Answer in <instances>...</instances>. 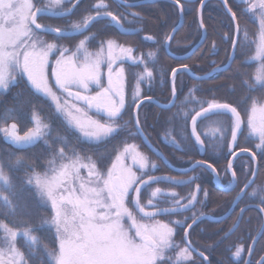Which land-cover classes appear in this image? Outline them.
Masks as SVG:
<instances>
[{
	"label": "snow or ice",
	"instance_id": "1",
	"mask_svg": "<svg viewBox=\"0 0 264 264\" xmlns=\"http://www.w3.org/2000/svg\"><path fill=\"white\" fill-rule=\"evenodd\" d=\"M174 2L182 10L180 0ZM66 3L70 6L65 7ZM78 3L79 0L74 2L49 0L43 7H37L35 0H0V95L10 87L16 86L18 79L26 78L33 94L50 101L54 106L52 115L61 121L66 135L57 136L50 142L48 137L52 133L51 122L45 123L35 110L32 114L34 127L24 135L17 134L16 123L0 128V132L7 142L17 146H33L39 141H43L48 147L55 143L61 145L58 152H54L52 159L48 161L52 175L49 176L47 171L41 175L32 170L33 175L26 181L29 185L34 184L36 195L45 203H49L52 209L51 219L42 222L50 228L54 227L57 234L58 251L48 253L52 264H172L168 252L174 247H179L173 243L174 228L156 217L177 214L181 201L176 199V192H164L160 187H156L151 191L146 204H142V193L153 184L167 182L176 186L194 182V178L192 181H177L170 177L155 176L154 172L158 165L150 161L134 144L126 143L123 151L115 156V160L106 171L101 167L102 157L93 160L92 157H81L76 153L74 158L66 154L68 135L75 137L78 142L96 145L124 132L128 124L132 123L131 119L125 124L121 123L127 105L124 87L125 67L123 63L118 64V61L127 59L137 66L144 64L132 97L137 109L143 102L139 85L145 81L151 84L154 79V72L147 63L143 59L133 57L132 48L120 46L111 38L99 39L97 34L84 35L90 31L93 22L103 17H110L115 25H120L118 17L107 11L104 0H98L93 6L94 15L89 14L79 21H70L64 27L39 22L41 14L57 8L63 9L60 15L70 16ZM241 3L247 5L246 12L254 15L258 13L260 24L256 54L251 59L261 62L253 79L255 84L260 86L262 95L250 98L247 128L250 136L258 138L256 150L264 153V0H241ZM227 5L228 0H225V6ZM227 10L234 21L238 19L231 7H227ZM203 27L204 24L201 22V28ZM48 34H54L52 41L42 38ZM245 35L247 38V34ZM75 36L84 38L79 39L74 48L59 43L61 39H74ZM97 39L98 49L93 53L89 51V46ZM146 39L151 40L152 37ZM167 39H171V36ZM232 43L235 50L238 39H233ZM152 55L149 53V57ZM52 56H56L54 65H51V79L54 80V85L50 83L47 71ZM228 60L231 61L232 57L229 56ZM102 65L107 67L106 74L102 72ZM182 67L187 69V65ZM229 67L230 65L218 66L213 69V74L227 71ZM177 72L178 69H172L173 82ZM242 83L248 89L255 87L247 80ZM54 89L66 94L63 103ZM172 96L170 108L176 106L177 94L174 83ZM188 115L189 113L182 109H177V112L169 117V121L175 125L183 117L186 130ZM213 117L217 118L213 120L217 125L213 131H230L231 142L228 148L231 153L238 135L242 133L243 120L238 107L230 103L217 102L213 99L206 106L201 104L200 110L191 116L189 138L194 139L198 147L204 148L205 141L197 129L198 118ZM221 118L229 120V128H219ZM133 131L142 134L138 111ZM174 132L175 128L172 133H166L165 136L173 135ZM164 142L176 148L180 147L175 139L171 141L166 139ZM156 155L161 160L164 159L158 151ZM57 159L62 161L58 169L55 167ZM85 159L87 163L84 162ZM127 159H131V164L125 163ZM252 160H256L255 155H252ZM204 164V161L196 162L197 166ZM206 166L213 174L216 173L217 170L211 163H207ZM231 167L232 162L229 161V170ZM81 169L87 171V180L80 175ZM250 170L255 176L256 170ZM232 175L235 177L236 173L233 172ZM0 181L5 187L10 185L2 167ZM228 187L232 188V184L230 183ZM247 187L248 185H245V189ZM199 191L200 186L197 185L196 192L192 194L188 203L183 205L185 210L190 209L197 201ZM243 194L244 190L241 192V195ZM0 200L13 207L9 195L0 193ZM162 200L173 207H160ZM148 208L155 211L146 210ZM259 211L264 213V197L259 202ZM198 219L199 217L194 215L192 223H196ZM191 227L192 224H188V228ZM0 233H3L0 236L3 243V247H0V264H27L24 254L16 246L17 231L0 221ZM23 236L30 246L38 243V237L32 234L30 228L23 232ZM252 250V247H249L248 252L251 253ZM243 252L244 248L237 246L233 257L241 258ZM204 259L207 260V256ZM184 261H191L188 247L177 253L174 264H182ZM245 264H251V261H246ZM257 264H264V256Z\"/></svg>",
	"mask_w": 264,
	"mask_h": 264
},
{
	"label": "trees",
	"instance_id": "2",
	"mask_svg": "<svg viewBox=\"0 0 264 264\" xmlns=\"http://www.w3.org/2000/svg\"><path fill=\"white\" fill-rule=\"evenodd\" d=\"M121 1L136 3L143 0ZM203 1L186 2L180 0L184 24L170 45L169 49L173 54L185 55L201 40L202 30L198 24V6ZM96 3L98 0H83L69 20L42 18L40 21L46 25L64 27L70 21H79L86 15H94L93 6ZM104 3L107 5V11L116 15L122 27L132 31L133 34L126 37L117 31L112 22L99 21L91 27L89 32H86L85 36L97 34L99 39H114L119 45L133 48L138 59H143L147 63L154 72V79L151 84L145 81L139 85L142 100L153 98L162 104L171 100V82L169 80L172 69L187 65V68L194 75L202 76L210 73L218 66H225L228 62L234 38V26L230 15L225 12L223 5L218 1H211L203 8L201 17L206 30V38L195 54L185 61L173 60L164 50L168 36L180 22V13L176 5L160 2L153 5H143L135 9L124 7L116 0H104ZM228 6L236 13L238 18L236 21L239 27V41L232 66L227 71L216 74L207 81H195L187 74L179 73L175 79L177 91L175 107L169 110H161L152 104H145L139 112V121L144 134L147 135L153 146L164 153L173 166L184 167L181 166L183 162L203 160L216 168V172L224 183H228L230 180L226 171L229 164L228 160L232 156L228 148V144L231 142L230 131H213L217 128V125L213 123V120L217 119L216 117L199 119L197 123L198 133L205 141V153L201 157L198 146L193 139L189 138L191 116L200 110L201 104L206 106L213 99L217 102H227L232 106H237L238 111L241 112L243 130L238 139L236 150L247 149L256 156L258 175L255 183L229 219L221 224L200 223L190 234L194 244L207 246L204 252L209 257L210 264H244L251 241L263 224L261 214L256 210H249L246 211L238 229L233 231L241 208L251 204L259 205L261 198L264 197V153L256 150L257 141L248 136L245 125L250 112V98L262 95L261 88L255 84L253 79L259 64L250 61V57L254 53L253 44L259 30L258 17L246 12L247 6L238 0H228ZM245 34H247V38ZM44 36L49 41L53 39V36ZM149 36L152 37L151 40L146 39ZM83 38L84 36L74 39H61L59 43L74 48L78 40ZM99 39L92 42L89 51H97ZM149 53L153 55L149 57ZM123 65L125 67L127 105L123 114V121L127 123L131 119L132 123L128 124L124 132L105 143H101V145L78 142L75 137L68 135L66 154L69 157L74 158V153L81 155V157H92L93 160L102 157L101 167L107 169L115 156L123 150L126 143H134L142 153L154 161L157 160L142 144L139 135L133 131V112L136 104L133 103L132 97L138 86L137 78L142 73L144 64L137 66L131 62H125ZM245 80L255 87L248 89L242 83ZM53 109L48 100L33 94L24 78L18 79L16 86L10 87L8 91L0 95V128L16 123L17 133L24 135L34 127L32 114L35 110L41 115V119L45 123L51 122L52 133L48 139L50 142L54 141L57 136H64L66 133L61 121L52 115ZM177 109L189 113L186 130L183 117L175 125L169 121V117L176 113ZM229 126V120L221 118L219 128L225 129ZM173 128H175L174 134L166 137L165 134L172 133ZM166 139L169 141L175 139L180 147L176 148L170 143H165ZM60 146L59 143H55L48 147L41 141L35 147L22 148L7 142L3 133L0 132V167L3 168L10 182L8 187L0 183V193L9 195L13 205V207H9L3 200H0V221L7 223L13 230L22 235L26 229L30 228L32 234L38 237V243L34 246H30L24 236L16 241V246L24 254L27 264H52L48 253L53 250L58 251L56 232L53 228L42 223L45 220H50L52 213L42 204L34 189L26 181L33 174L32 170L39 174H45L48 171V161L52 159L54 152H58ZM58 161L61 160L57 159L56 162ZM244 161H248L249 168ZM233 168L237 179L235 191L230 193L218 192L212 186V174L205 169H198L193 174L195 176L194 182L186 188L176 189V192L181 197H185L188 193L194 192L199 185L202 191L207 193V201L204 204L198 203L200 204L196 207L199 209L198 214L222 216L228 211L238 191L252 177L250 169H253V161L248 156H241L236 159ZM159 173H166L165 168L161 165ZM144 199L145 196L142 201ZM189 215L187 214V216ZM179 218L177 217V220ZM177 233L180 235L181 230H178ZM204 240L206 241L205 244H203ZM237 246L245 248L242 259L233 257ZM253 253V262L264 254V234ZM193 260L199 261L194 256Z\"/></svg>",
	"mask_w": 264,
	"mask_h": 264
},
{
	"label": "water",
	"instance_id": "3",
	"mask_svg": "<svg viewBox=\"0 0 264 264\" xmlns=\"http://www.w3.org/2000/svg\"><path fill=\"white\" fill-rule=\"evenodd\" d=\"M80 1H82V0H79V2ZM119 4H121V5H123L124 7H127V8H135L136 9V7H140V6H143V5H153V4H156V3H160V2H167V3H172V4H174V5H176L175 4V2H174V0H143V1H140V2H136V3H126V2H122L121 0H116ZM184 1H186V2H194V1H196V0H184ZM211 1H218V2H220L222 5H223V7H224V10H225V12L228 14V15H230V18L232 19V15H231V13H229L228 12V10H227V7H229L228 5H227V7L225 6V0H204L201 4H200V6H198L199 7V9H198V24L200 25L199 27L201 28V22H203L202 21V11H203V8L206 6V4H208L209 2H211ZM77 6V5H76ZM178 8V7H177ZM179 9V13H180V22H179V24L172 30V32L170 33V35L169 36H171V39H167L166 40V42H165V45H164V50H165V52H166V54L170 57V58H172L173 60H177V61H185V60H187V59H190V57L192 56V55H194L195 54V52L202 46V44H203V42H204V40H205V38H206V30H205V28L203 27V28H201V30H202V38H201V40L191 49V50H189V52L187 53V54H185V55H181V56H178V55H175V54H173L171 51H170V45H171V43H172V41L174 40L173 38H175L176 37V35H177V33L180 31V29H181V27L183 26V24H184V14H183V9L181 10V8H178ZM71 16V15H70ZM69 16H63V15H60V13H51V12H48V11H46L45 13H43V14H41V17H40V19H42V18H49V19H54V20H60V19H66V18H68ZM39 19V20H40ZM105 20H108V21H111V19H110V17H103V18H100V19H98L97 21H95V22H93L92 23V25H90V29H91V27L94 25V24H96V23H98L99 21H105ZM232 21H233V26H234V38L233 39H238V41H239V32H237V27H238V24H237V21L235 20H233L232 19ZM112 22V21H111ZM113 24H114V26L117 28V31H119V33L120 34H122V35H125L126 37L127 36H129V35H132L133 34V32L132 31H129V30H127V29H125V28H123L122 27V25L120 24L119 26H117V25H115V23L114 22H112ZM239 28V27H238ZM85 34H87V33H85ZM84 34V35H85ZM54 34H48L47 36H53ZM72 35H75V34H72ZM168 36V37H169ZM78 37H82V36H75V38H78ZM65 40V39H64ZM232 47H231V52H230V56L232 57V60L231 61H229L228 60V62H227V64L225 65V66H228V65H230V67L232 66V63H233V61H234V59H235V54H236V50H237V46L235 47V50H233V43H232V45H231ZM229 67V68H230ZM223 72H225V71H223ZM179 73H185V74H187L191 79H193V80H195V81H207V80H209V78H212L214 75H216V74H213V70L210 72V73H208V74H205V75H202V76H196V75H194L192 72H191V70H189L188 68L187 69H184L183 67H181V68H178V72H177V74H176V76L179 74ZM220 73H222V72H220ZM176 76H175V78H176ZM170 82H171V92H172V88H173V83H174V86H175V79H174V82H173V77H172V75H171V78H170V80H169ZM176 89V88H175ZM176 94H177V92H176ZM172 99H173V96L171 97V101H172ZM176 100H177V98H176ZM143 102L142 103H140V106H139V108L137 109V107H135V110H134V121H135V116H136V113H137V111H138V113H139V111L141 110V108L145 105V104H152V105H154V106H156L157 108H159V109H161V110H169V109H172L173 107H169L170 106V102H169V104H162V103H160V102H157L155 99H152V98H147V99H144V100H142ZM175 103H176V101H175ZM134 124V123H133ZM242 130H243V124H242ZM139 135V137H140V139H141V142H142V144L148 149V151L156 158V159H158L168 170H170L173 174H177V175H187V174H190L191 172H193V171H195V170H197L198 168H207V164L205 163L204 165H202V166H197L196 165V162L194 163V164H192L191 166H189V167H187V168H185V169H181V168H177V167H175V165L173 166L169 161H168V159L166 158V156L164 155V153H162L159 149H157L155 146H153L152 144H151V142L148 140V138L146 137V135L144 134V131L142 130V134H138ZM240 135L241 134H239L238 135V139H239V137H240ZM238 139H237V141H236V143L233 145V147H232V151L231 152H234L235 150H236V146H237V142H238ZM41 141H39V142H37L35 145H33V146H28V145H22V146H20V147H22V148H32V147H35L36 145H39V143H40ZM201 152L203 153V151H204V148H201ZM157 151L163 156V160H161V158L159 157V156H157L156 155V153H157ZM252 155H254L253 153H251L250 151H236L235 153H234V155L232 156V158H231V160H229V161H231L232 162V167H231V170H229V165H228V170L227 171H229V173H230V175L232 176V178H233V185H232V188H225L224 186H223V184L220 182V180H219V178H218V175L215 173L214 174V177H215V179H214V188L215 189H218L219 191H221V192H230V191H232L234 188H235V185H236V179H235V177H233V163H234V161L237 159V158H239V157H241V156H248V157H250L251 159H252ZM254 162V170H256V174H255V176H253L252 175V177H251V179H249L250 181H252L251 183H250V181L246 184V185H248V187L245 189V187L243 188V190H244V194L243 195H241V193L238 195V197L235 199V201H233V204L231 205V207H230V209H229V211L228 212H226V214L223 216V217H221V218H219V220L218 219H215V218H213V217H211V216H202V217H200L197 221H196V223H192V227L191 228H188L187 229V235H186V232H185V243H186V246H188V248L192 251V253L194 254V256H197L198 258H200V259H202L203 261H204V263L205 264H210L209 263V260L207 259V260H205L204 259V257H205V255H201V253L199 252V251H197L192 245H191V243H190V241H189V233H190V231H191V229L195 226V225H197L198 223H200V222H202V221H209V222H214V223H219V222H222V221H224V220H226L227 218H229L232 214H233V212H234V210H235V207L238 205V203H240L239 201H241L242 199H243V197L246 195V193L248 192V190L252 187V185L254 184V182L256 181V178H257V175H258V163H257V159L255 160V161H253ZM158 177H169V176H167V175H163V176H158ZM171 178V177H170ZM174 179V178H173ZM176 180V179H175ZM177 181H182V180H177ZM162 184H168V185H171V184H169V183H167V182H162ZM153 185H155V184H153ZM152 185V186H153ZM181 185H183V184H180V185H176V186H181ZM241 192H242V190H241ZM194 204H196V201L194 202ZM191 209V208H190ZM190 209H187V210H185L184 208H183V206H180V210L178 211V213L177 214H174V215H167V216H175V215H180V214H184V213H186V212H188ZM251 209H255V210H258L259 211V206H256V205H249V206H247V207H245V208H243V211H240L241 212V214H240V217H239V219H238V222H237V224H236V226H235V228H234V231L239 227V224L241 223L240 221H242V219H243V216H244V214H245V211H248V210H251ZM148 211H152V210H148ZM260 212V211H259ZM261 213V212H260ZM262 215H263V226H262V228H261V231L258 233V235L256 236V238L254 239V241H253V243H252V245H251V247H252V252H254V249H255V247H256V245L258 244V242H259V240L261 239V237H262V235H263V233H264V213H261ZM162 217H166V215H162V216H158V217H156V218H162ZM248 253V256H247V261H249L250 260V258H251V255L253 254V253Z\"/></svg>",
	"mask_w": 264,
	"mask_h": 264
},
{
	"label": "flooded vegetation",
	"instance_id": "4",
	"mask_svg": "<svg viewBox=\"0 0 264 264\" xmlns=\"http://www.w3.org/2000/svg\"><path fill=\"white\" fill-rule=\"evenodd\" d=\"M83 1V0H82ZM82 1H80L78 4H77V6L73 9V13L75 12V10H76V8L79 6V4L82 2ZM74 2V1H73ZM68 6H70V5H68ZM67 6V7H68ZM73 13L71 14V16L73 15ZM71 16H69L68 18H66V19H64V20H69V18L71 17ZM60 20H63V19H60ZM63 20V21H64ZM105 21H108V20H105ZM111 22V21H110ZM114 25V24H113ZM176 79V78H175ZM177 92V91H176ZM172 93V92H171ZM172 97V96H171ZM147 99V98H146ZM153 99V98H152ZM144 100V99H143ZM156 100V99H155ZM157 101V100H156ZM171 101V100H170ZM169 101V102H170ZM169 102L168 103H166V104H169ZM165 104V105H166ZM135 110V109H134ZM141 111V110H140ZM139 111V112H140ZM200 118H198V120H199ZM133 120H134V112H133ZM146 135V134H145ZM146 137H147V135H146ZM148 138V137H147ZM149 140V139H148ZM194 140V139H193ZM231 140V139H230ZM150 141V140H149ZM157 148V147H156ZM158 149V148H157ZM198 149H199V153H200V156L202 157L203 155H204V153H205V148H204V151H203V153L201 152L202 150H201V148L200 147H198ZM160 150V149H159ZM161 151V150H160ZM236 151H239V150H235L234 152H231L232 153V156L234 155L233 153H235ZM241 151V150H240ZM162 152V151H161ZM163 153V152H162ZM232 156H231V158H232ZM231 158H230V160H231ZM238 159V158H237ZM158 163L157 164H159V166L161 165V166H163L164 168H165V170H166V173H159V169H160V167H159V169H158V171L154 174L155 176H163L164 174L165 175H167V176H169V177H171V178H174V179H176V180H182V181H192L193 179H192V177H193V174H194V172L195 171H197L198 169H205V168H198L197 170H195V171H193V172H191L190 174H187V175H177V174H173L170 170H168L158 159L156 160ZM196 161H203V160H195V162ZM229 161V160H228ZM236 161V160H235ZM235 161H234V163H235ZM253 161V160H252ZM194 161L192 162V163H190L189 165H187L186 167H177V168H181V169H185V168H187V167H189V166H191L192 164H194L195 163ZM206 163V162H205ZM234 163H233V167H234ZM207 164V163H206ZM229 165V164H228ZM253 169H254V162H253ZM207 170V172H209V173H211L212 174V176H213V180H212V186H213V188H214V179H215V177H214V174L209 170V169H205V171ZM227 170H228V168H227ZM226 170V171H227ZM233 170H234V168H233ZM232 170V171H233ZM228 172V174H229V176H230V180H229V182L233 185V178H232V176L230 175V173H229V171H227ZM234 172V171H233ZM235 173V172H234ZM216 174L218 175V173L216 172ZM252 175H253V173H252ZM145 178H147V177H145ZM218 178H219V180H220V182L223 184V186L225 187V188H229L228 187V185H227V183H224V182H222V179L220 178V176L218 175ZM235 179H236V176H235ZM251 179V178H250ZM257 179V178H256ZM194 180H195V178H194ZM250 181V180H249ZM248 181V182H249ZM192 182H189V183H185V184H183V185H181V186H173V185H168V184H162V183H159V184H155V185H153L151 188H153V187H160L162 190H168V189H173L175 192H176V189H183V188H186V187H188L190 184H191ZM255 183V182H254ZM253 186V185H252ZM170 187V188H169ZM245 187V186H244ZM244 187H242L241 188V190H243V188ZM215 189V188H214ZM237 189V179H236V185H235V188L232 190V191H235ZM251 189V188H250ZM249 189V190H250ZM215 190H217L218 192H221V191H219L218 189H215ZM241 190H239L238 191V193H237V195H236V197H235V199L238 197V195L241 193ZM248 190V191H249ZM232 191H230V192H232ZM145 192L146 191H144L143 193H142V196L144 197V195H145ZM194 192H196V189L194 190ZM194 192H192V193H194ZM230 192H227V193H230ZM206 192H203L202 191V189L200 188V191L197 193V201H196V204H193V206L191 207V209L188 211V212H186V213H184V214H180V215H175V216H167L166 215V217H162V218H156V219H158V220H167V219H176L177 220V217H180L177 221H183L184 222V225L182 226V225H175L176 226V230L178 231V230H181V233H180V235L178 234V233H176L174 236V241L176 242L177 241V243H179V248L181 249H183V248H185V247H188V246H186V243H185V232H186V230L188 229V224H192V218H191V216H192V214H194L195 213V211L197 210L196 209V207L198 206V205H200V204H198V203H201L200 202V199H201V197H202V194H205ZM221 193H226V192H221ZM248 193V192H247ZM246 193V194H247ZM191 193H188V195L187 196H185V197H182V199H183V203H182V205L181 206H183V205H185V204H187L188 202H187V200H189V198H190V196L192 195H190ZM190 195V196H189ZM178 196L179 197H181L179 194H178ZM246 196V195H245ZM244 196V197H245ZM244 197H243V199H244ZM143 199V198H142ZM235 199L233 200V201H235ZM242 199V200H243ZM241 200V201H242ZM205 201H207V196H206V199L205 200H203V202H202V204H204V202ZM233 201H232V204H233ZM241 201H239V202H241ZM187 202V203H186ZM141 203H142V200H141ZM231 204V205H232ZM240 203H238V205H239ZM237 205V206H238ZM251 205H254V204H251ZM236 206V207H237ZM247 206H249V205H246V206H243L241 209H243V208H245V207H247ZM256 206H259V205H256ZM164 207H173V206H167V205H163V207L162 208H164ZM231 207V206H230ZM230 207H229V209H230ZM236 207H235V209H236ZM194 209H196L194 212H193V210ZM229 209H228V211H229ZM251 210H255V209H251ZM153 211H155V210H153ZM227 211V212H228ZM235 211V210H234ZM241 211V210H240ZM239 211V212H240ZM249 211V210H248ZM257 212H259L258 210H256ZM191 213V214H190ZM234 213V212H233ZM245 213H246V211H245ZM260 213V212H259ZM187 214L189 215V216H187ZM225 214H226V212H225ZM225 214H223L222 216H214V215H211V214H197V217H202V216H211V217H213V218H215V219H218L219 220V218H221V217H223ZM240 214H241V212L239 213V217H240ZM261 214V213H260ZM245 215V214H244ZM232 216V215H231ZM230 216V217H231ZM261 216H262V219H263V215L261 214ZM229 217V218H230ZM239 217H238V219H239ZM244 217V216H243ZM229 218H227V219H229ZM226 219V220H227ZM226 220H224V221H222V222H225ZM243 220V219H242ZM204 222H206V223H212V224H221L222 222H219V223H214V222H209V221H202V222H200V223H204ZM238 222V221H237ZM241 222V221H240ZM200 223H198L197 225H195L192 229H191V231H190V233L188 234L189 235V241H190V243H191V245L197 250V251H199L200 253H203V255H205V256H207L206 254H205V252H204V249H206V247L207 246H202L203 247V250L201 251L200 249H198L197 248V246L192 242V238H191V233H192V231H193V229L195 228V227H197L198 225H200ZM237 224V223H236ZM241 224V223H240ZM240 224H239V226H240ZM236 226V225H235ZM235 226H234V228H235ZM262 226H263V224H262ZM174 227V226H173ZM234 228H233V231H234ZM262 228V227H261ZM238 229V228H237ZM236 229V230H237ZM235 230V231H236ZM260 231H261V229H260ZM264 234V233H263ZM257 235H258V233H257ZM256 235V236H257ZM256 236L254 237V239L256 238ZM263 236V235H262ZM262 238V237H261ZM254 239H253V241H254ZM261 240V239H260ZM259 240V241H260ZM253 241H251L252 243H253ZM206 243V241L204 240L203 241V244H205ZM252 243H251V245H252ZM259 243V242H258ZM251 245H250V247H251ZM258 245V244H257ZM257 245H256V247H257ZM256 247H255V249H256ZM255 249H254V251H255ZM173 253H176V250L175 249H173ZM249 253V252H248ZM253 253V252H252ZM172 254V253H171ZM254 254V253H253ZM253 254L251 255V258H250V260L249 261H251V264H257V261L262 257V256H264V254L257 260V261H252V257H253ZM190 255H191V257H193L194 256V254L192 253V251L190 250ZM247 256H248V254H247ZM194 257H196V259H198L199 260V263L200 264H205L204 263V261L202 260V259H200V258H198L197 256H194ZM207 258H208V260H209V263H210V259H209V257L207 256ZM246 261H247V257H246ZM245 264V263H244Z\"/></svg>",
	"mask_w": 264,
	"mask_h": 264
},
{
	"label": "rangeland",
	"instance_id": "5",
	"mask_svg": "<svg viewBox=\"0 0 264 264\" xmlns=\"http://www.w3.org/2000/svg\"><path fill=\"white\" fill-rule=\"evenodd\" d=\"M74 1V0H73ZM238 1H240L241 2V0H238ZM35 2L37 3V7H43L45 4H47L48 2H49V0H35ZM69 4H65V7H67ZM247 6V5H246ZM63 11V9H60V8H57V9H52V10H49L48 12H51L52 14L53 13H61ZM257 15V17H258V13L256 14ZM39 22L40 23H42L40 20H39ZM258 22H259V20H258ZM43 24V23H42ZM259 32H260V24H259V30H258V33L256 34L257 35V38H256V41H255V43L253 44L254 45V53H253V55L251 56V57H253V56H255V54H256V45H257V43H258V37H259ZM43 39H45L46 41H49V39L47 38V37H45V36H43L42 37ZM118 44V43H117ZM119 45V44H118ZM120 46H122V45H120ZM123 47H126V48H128L127 46H123ZM131 48V47H130ZM133 49V48H132ZM134 49H133V53H132V55H133V57L134 58H136V59H138V57L136 56V54L134 53ZM91 52H93V51H91ZM93 53H95V52H93ZM56 55H58V53L56 54ZM251 57H250V61L251 62H256L257 64H259L258 66H260V61L259 60H254V59H251ZM55 59H56V56H52V57H50V67H49V69L47 70L48 71V75H49V78H50V83L52 84V85H54V80H52L51 79V65H54V63H55ZM125 62H130L129 60H127V59H125V60H123V61H118V64L119 63H125ZM102 72H104L105 74H106V72H107V67H106V65H102ZM25 80H26V78H24ZM27 82V81H26ZM105 82H106V76H105ZM126 86V84H124V87ZM147 87H148V85H147ZM258 87H260V86H258ZM54 91H56L57 92V95L58 96H60L61 97V103H63V101H64V99L66 98V94H62V93H60L58 90H56V89H54ZM141 93V92H140ZM142 97V96H141ZM50 102V101H49ZM51 103V102H50ZM137 103H139V101H137ZM52 105V104H51ZM52 107L54 108V106L52 105ZM121 123L122 124H125L126 122H124L123 120L121 121ZM245 125H246V127H247V121H246V123H245ZM247 129V134H248V128H246ZM18 135H21L19 132L17 133ZM248 136H250L249 134H248ZM252 139H254V140H256L257 141V143H259V141H258V138H256V137H253V136H250ZM10 143V142H9ZM132 144H134V143H132ZM96 145H99V144H96ZM100 145H101V143H100ZM135 145V144H134ZM137 146V145H136ZM137 148H138V146H137ZM138 150L140 151V149L138 148ZM123 151V150H122ZM121 151V152H122ZM120 152V153H121ZM141 153H142V151H140ZM144 154V153H143ZM144 155H146V154H144ZM147 156V155H146ZM148 157V156H147ZM149 158V160L150 161H153V162H155L156 164L158 163L157 161H154L153 159H151L150 157H148ZM115 160V159H114ZM113 160V161H114ZM112 161V162H113ZM85 163H87L88 161H84ZM193 161H186L185 163L183 162L182 164H181V166H184V167H186L187 165H189L190 163H192ZM60 163H62V161H58V162H56V164H55V167L58 169L59 168V165H60ZM125 163H127V164H131V159H127L126 161H125ZM244 163L246 164V166H248V168H249V165H248V161H244ZM158 165V168H157V170L154 172V174L158 171V169H159V164H157ZM135 170V169H134ZM105 171H106V169H105ZM48 175L49 176H51L52 175V172L48 169ZM33 175V174H32ZM32 175H30V176H32ZM41 175H44V174H41ZM80 175L85 179V180H87V171L86 170H84V169H81V173H80ZM193 178H195V176H193L192 177V179ZM0 183H3L2 181H0ZM230 184V182H228L227 183V185H229ZM33 189H34V191L36 192V189H35V187H34V184L33 185H30ZM76 187H77V189H78V184L76 185ZM154 188H156V187H153V188H149V189H147L146 190V192H145V199H144V201H142V204H146V202H147V199H148V197L150 196V193H151V191L152 190H154ZM61 191H63V189H61ZM162 191H164V192H169V191H174L173 189L171 190V189H168L167 191L166 190H162ZM175 192V191H174ZM177 193V192H176ZM191 194H193V193H191ZM190 194V195H191ZM189 195V196H190ZM192 196V195H191ZM191 196H190V198H191ZM39 198V197H38ZM189 198V199H190ZM40 199V198H39ZM176 199H178V200H180L181 201V205H182V203H183V199H182V197H179L178 196V194H177V197H176ZM206 199V196H205V194H202V197H201V199H200V202H203V200H205ZM40 201H42V204L44 205V206H46L48 209H50V211H51V213H52V209H51V206H50V204L49 203H45V201H43V200H41L40 199ZM187 202H188V200H187ZM186 202V203H187ZM163 205H167V206H173V205H171V204H167V203H165V202H163V200L160 202V207H163ZM146 210H155V209H152V208H148V209H146ZM199 213V209H197L196 211H195V213L194 214H192V216H191V218L195 215V216H197V214ZM52 216V215H51ZM162 223H169V226L170 227H173L174 228V235L178 232L175 228H176V226L175 225H184V222L183 221H177L176 219H167V220H160ZM170 222H172V223H170ZM175 222H180V223H175ZM53 229H54V231H55V228L54 227H52ZM56 232V231H55ZM18 233V235H17V239L18 238H20L21 236H23L21 233H19V232H17ZM3 235V233H0V236H2ZM174 237L175 236H173V243H174V245H179V243H177V241L175 242L174 241ZM17 241V240H16ZM195 245L197 246V248L198 249H200L201 251L203 250V247L201 246V245H198V243H195ZM0 247H3V243H2V241H0ZM243 247V246H242ZM244 248V247H243ZM173 249H175L176 250V253H173ZM173 249H171L169 252H168V256H170L171 257V262H172V264H174V262L176 261V259H177V253H179L180 251H181V249L179 248V247H174ZM205 250V249H204ZM244 252H245V248H244ZM242 253V255H241V259L244 257V254L245 253ZM172 253V254H171ZM195 261L196 260H193V257H191V261H184V262H182V264H194L195 263ZM195 264H200L199 263V261H196V263Z\"/></svg>",
	"mask_w": 264,
	"mask_h": 264
}]
</instances>
